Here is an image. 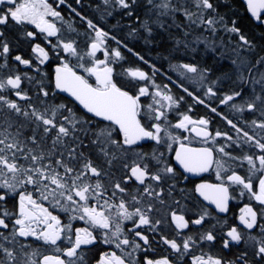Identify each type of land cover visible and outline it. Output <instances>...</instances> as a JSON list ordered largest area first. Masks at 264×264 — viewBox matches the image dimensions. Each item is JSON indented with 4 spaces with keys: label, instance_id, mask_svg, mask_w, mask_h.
Listing matches in <instances>:
<instances>
[{
    "label": "snow or ice",
    "instance_id": "1",
    "mask_svg": "<svg viewBox=\"0 0 264 264\" xmlns=\"http://www.w3.org/2000/svg\"><path fill=\"white\" fill-rule=\"evenodd\" d=\"M83 8L0 0V264H264V0Z\"/></svg>",
    "mask_w": 264,
    "mask_h": 264
},
{
    "label": "flooded vegetation",
    "instance_id": "2",
    "mask_svg": "<svg viewBox=\"0 0 264 264\" xmlns=\"http://www.w3.org/2000/svg\"><path fill=\"white\" fill-rule=\"evenodd\" d=\"M53 1V0H49ZM205 176H208V174H205ZM210 181H214L215 174L213 173L210 177H208ZM246 203H249V198L247 196L240 197L238 193H233V199L229 201V212L227 214H220L221 215V224H223L224 217L226 215L228 225H235L238 224V217L240 215V209L245 206ZM251 203H255L252 201ZM212 223H215V221H212ZM227 227V225H225ZM219 231V226L218 229ZM216 248H219V245H216ZM207 250V249H206ZM215 253V250H213ZM157 252L161 254H167L165 252V249L163 247L157 248ZM235 252V249L233 250ZM231 255V254H229Z\"/></svg>",
    "mask_w": 264,
    "mask_h": 264
},
{
    "label": "trees",
    "instance_id": "3",
    "mask_svg": "<svg viewBox=\"0 0 264 264\" xmlns=\"http://www.w3.org/2000/svg\"><path fill=\"white\" fill-rule=\"evenodd\" d=\"M54 2V0L53 1H50V3H53ZM70 2H73V4H74V0H70ZM93 3V8H94V6H95V0H84V8L82 9V11L86 14V15H88L89 17H93V16H95L96 15V13L93 11V9L92 8H88V4L89 3ZM75 6V5H74ZM76 7H78V6H76ZM78 10H80L79 8H78ZM62 15L65 17V19L66 20H69V19H72L73 18V16H74V14L73 13H71L69 10H68V8L65 6L64 7V10H63V12H62ZM110 20H111V18H109ZM75 21H78V18H75ZM112 23H115V21L113 20V21H111ZM242 23L244 24V25H246L247 27H249V28H251V25L249 24V22L247 21V20H243L242 21ZM110 26V25H109ZM209 63H211V61H209ZM126 67L127 66H130V62H129V64H126L125 65ZM165 67H167V65H165ZM175 73L173 74V78H175ZM175 91H178V90H175ZM189 102H191L190 101V98H189ZM206 110H204L203 109V107L202 106H196V109L191 113V115H193V117L195 118L197 115H199V114H202L203 112H205ZM225 111L227 112V109H225ZM218 126V124H213V125H210V128H211V130L213 131V132H215V130H216V127ZM239 171H243V170H239Z\"/></svg>",
    "mask_w": 264,
    "mask_h": 264
}]
</instances>
